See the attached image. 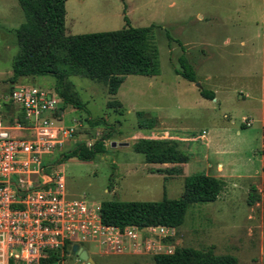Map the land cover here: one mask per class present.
I'll list each match as a JSON object with an SVG mask.
<instances>
[{"label":"rangeland","instance_id":"1","mask_svg":"<svg viewBox=\"0 0 264 264\" xmlns=\"http://www.w3.org/2000/svg\"><path fill=\"white\" fill-rule=\"evenodd\" d=\"M124 1L128 6H123L122 12L127 9L128 13L122 18L117 16L120 0L67 1L63 5L67 31L63 26V32L67 35L119 29L124 26L123 16L133 27H151L143 42L145 73L126 75L115 95L108 94L102 82L68 77L65 92L82 105H61L62 121L80 120L73 135L75 142L91 144L104 137L105 148L92 159L81 161L63 157L70 144L63 147L59 162L67 195L98 202L157 201L164 190L165 196L173 199L182 193L184 174L202 172L205 160L213 168L219 161L224 169L218 177L224 187L214 201L187 207L182 224L174 228L178 246L229 254L237 264H264V203L256 188L264 176V168L259 169L261 155L264 164V111L257 100L243 97L248 87L250 95L257 92L262 79V33L256 11L260 0ZM249 17L257 24L246 23ZM22 22L16 0H0L1 90L9 84L10 65L17 51L15 29ZM153 54L155 62L151 61ZM180 55L192 66L199 86L174 72ZM16 81L44 89L54 87L50 75L21 76ZM200 88L216 89L218 101L201 97ZM107 102L112 104L107 106ZM87 118H102L106 124L90 127ZM143 118L152 120L151 134L139 130L137 123ZM244 118L250 119L249 126L243 123ZM201 130L205 139L193 141ZM148 136L176 141L184 161L173 166L146 165L131 145ZM248 173L252 176L246 177ZM84 247L93 264H153L149 254H99ZM65 264L85 263L70 255Z\"/></svg>","mask_w":264,"mask_h":264},{"label":"built area","instance_id":"2","mask_svg":"<svg viewBox=\"0 0 264 264\" xmlns=\"http://www.w3.org/2000/svg\"><path fill=\"white\" fill-rule=\"evenodd\" d=\"M9 84L0 87V264H65L74 244L99 254H171L175 227L105 224L100 202L67 195L60 153L75 143L80 120L63 123L53 87Z\"/></svg>","mask_w":264,"mask_h":264},{"label":"trees","instance_id":"3","mask_svg":"<svg viewBox=\"0 0 264 264\" xmlns=\"http://www.w3.org/2000/svg\"><path fill=\"white\" fill-rule=\"evenodd\" d=\"M64 1L16 0L23 13V22L15 29L17 51L10 65L9 83L21 76L50 75L54 79L53 88L62 101L61 105L70 104L79 108L82 103L65 92L70 84L69 76L102 82L107 87V93L113 95L126 75L145 73L143 42L150 34L151 27H133L123 16L124 26L119 29L67 35L63 32ZM165 36L170 38L169 33ZM175 41L180 44L178 40ZM151 61L155 62L154 54ZM177 61L179 68H174V72L189 82H196L194 70L186 58L180 55ZM3 91L8 92L9 88ZM198 91L203 98H213L211 90L200 88ZM111 104L107 102V106ZM4 106L7 110L12 109L10 102ZM136 115L139 117L141 112H136ZM86 121L90 127L104 123L102 118H87ZM137 126L150 128L152 120L143 118ZM103 140L104 137H101L90 146L77 141L62 156L88 161L104 151ZM132 150L140 153L145 163L184 161L176 141L139 138L132 143ZM182 183V193L173 199L167 198L162 190V197L157 201H101L100 219L105 224L119 227H178L189 205L214 201L222 187L220 179L203 173L187 174ZM261 200L264 203V182L261 184ZM53 259L50 257L48 261ZM151 260L153 264H237L232 255L214 254L211 249L200 250L180 245L171 254L153 255Z\"/></svg>","mask_w":264,"mask_h":264},{"label":"crops","instance_id":"4","mask_svg":"<svg viewBox=\"0 0 264 264\" xmlns=\"http://www.w3.org/2000/svg\"><path fill=\"white\" fill-rule=\"evenodd\" d=\"M67 1H84V0H65L64 1V4L67 2ZM234 2H238V1H240V0H233ZM244 0H242V2H243ZM120 2H121V4H120V6H119V8H118V11H117V16L118 17H120V18H122V15L124 14L125 16L127 15V13H128V11H127V9H126V11L123 13L122 12V9H123V6H128L126 3H125V1L124 0H120ZM252 5H250V7H251ZM260 9L259 10H256V11H259V13H258V18H259V23H260V29H261V37H260V50H259V52H260V63H261V72H262V79H261V83H260V86L258 87V90H257V92H253V94L252 95H250L251 93L249 92V90H251L249 87H248V91H247V89H246V91H245V93H244V95H243V97H250V98H252L253 100H257L259 103H260V106H261V111L263 112L264 111V0H260V7H259ZM250 9V11H251V9L252 8H249ZM65 10V9H64ZM235 11H237V8H236V10ZM64 15H65V12H64V14H63V26H64ZM99 15V14H98ZM197 17L199 18L200 17V15H197ZM250 19H245L246 20V23H250V24H257V22L256 21H254V20H252L251 19V17H249ZM123 20V19H122ZM68 25L70 26L71 25V23H70V21L68 22ZM64 28H65V26H64ZM65 32H67L66 31V28H65ZM240 43L239 44H241V45H243V40H240L239 41ZM245 42V41H244ZM124 80V79H123ZM122 83V82H121ZM120 83V84H121ZM204 89H207V88H204ZM208 90H211V89H208ZM212 92H213V100L215 101V102H217L218 101V99H217V96H216V89L215 90H211ZM225 94H226V92H224ZM113 95H115V94H113ZM233 99V98H232ZM235 100H237V99H235ZM234 101V100H233ZM120 103V102H119ZM60 106H61V104H60ZM263 107V108H262ZM59 110L62 112V116H63V110L59 107ZM155 117V116H154ZM156 118V117H155ZM64 123V122H63ZM242 126H245V125H243V124H241ZM249 126V125H248ZM139 128V130H147L148 132H153L154 130H152L151 129V127L150 128H140V127H138ZM204 131V130H203ZM174 135H172V139L173 138H175V139H177V137L176 136H174ZM196 136V135H195ZM195 136H193L194 138H192V140L193 141H195L196 139H195ZM262 143H263V134H262ZM146 139H154V138H147L146 137ZM111 146H114V145H112V142H111ZM132 146V145H131ZM69 148V147H68ZM75 158V157H74ZM207 158V157H206ZM206 161V169H203V171L202 172H199V173H203V174H205V175H209V176H213V177H215V178H218V179H220L218 176H221V175H219V174H222V172H223V169H224V166H223V164L221 163V162H219V161H215V164H214V168H213V166H212V164H210L209 162H207V160H205ZM263 159H262V155L260 156V160H259V169L261 170L262 168H264L263 167ZM146 165L148 164V165H151V164H159V163H145ZM160 164H166V165H170V166H173V165H175V164H179V163H160ZM167 167V166H166ZM179 167H181V166H179ZM255 173V172H254ZM180 174V173H179ZM181 175V174H180ZM179 175V176H180ZM185 175H187V174H184L183 176H182V178L185 176ZM252 176V173H248V175H245L246 177H248V176ZM260 175H262V171H261V173H260ZM221 180V179H220ZM264 182V176H263V178L261 179V183H260V185L258 186V187H256L257 188V192H258V196L261 198V184ZM224 187V182H222V187H221V189L219 190V192H218V194H217V196H216V198L219 196V193L221 192V190H222V188ZM104 192H106L105 190H103ZM248 195H250V194H248ZM215 198V199H216ZM194 204V203H193ZM186 212V211H185ZM182 224V223H181ZM180 226V225H179ZM178 226V227H179ZM178 227H175V228H178Z\"/></svg>","mask_w":264,"mask_h":264},{"label":"water","instance_id":"5","mask_svg":"<svg viewBox=\"0 0 264 264\" xmlns=\"http://www.w3.org/2000/svg\"><path fill=\"white\" fill-rule=\"evenodd\" d=\"M195 85L199 86V83L195 82ZM112 145H114L113 142H112ZM71 253L73 255H76L78 257V259L83 261L85 264H93V261H92L91 257L88 255L86 250L84 248H82L81 246H77V245L74 244L71 247Z\"/></svg>","mask_w":264,"mask_h":264}]
</instances>
